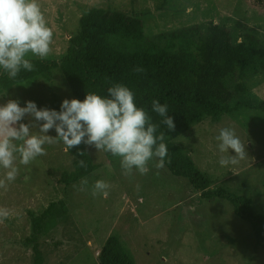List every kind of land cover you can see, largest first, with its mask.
Returning a JSON list of instances; mask_svg holds the SVG:
<instances>
[{
  "label": "rangeland",
  "instance_id": "1",
  "mask_svg": "<svg viewBox=\"0 0 264 264\" xmlns=\"http://www.w3.org/2000/svg\"><path fill=\"white\" fill-rule=\"evenodd\" d=\"M53 31L52 51L45 60H59L77 33L80 17L92 7L120 11L142 21L145 39L159 33L207 24L226 29L233 43L254 35L264 50V0H39ZM38 59L35 57H29ZM246 87L236 102L264 101V70L230 81ZM27 101L54 109L74 99L59 70L49 80L18 85L0 94V104ZM24 123H28L25 118ZM229 127L245 144L247 156L238 165L221 167L216 136ZM48 135L55 136V130ZM182 143L199 170L209 175L211 189L224 188L248 199L255 214L264 211V111L243 108L218 122L206 119L183 130ZM95 171L65 184L62 175L74 171V157L61 144L45 145L46 154L20 166L16 180L0 189V207L11 210L0 223V264H99L109 237H116L133 264H264V249L256 248L248 222L234 213L226 199H204L186 179L156 169L150 162L144 175L125 176L118 157L85 145ZM4 170L0 169V176ZM235 173V174H234ZM82 179L88 191H78ZM97 180L110 185L107 197L91 195ZM53 203L52 214L37 231L32 219Z\"/></svg>",
  "mask_w": 264,
  "mask_h": 264
},
{
  "label": "trees",
  "instance_id": "2",
  "mask_svg": "<svg viewBox=\"0 0 264 264\" xmlns=\"http://www.w3.org/2000/svg\"><path fill=\"white\" fill-rule=\"evenodd\" d=\"M65 54L59 60L32 59L34 70H21L10 80L0 69V94L18 85L49 80L59 70L74 99L83 101L87 92L101 96L114 83L126 85L135 96L138 107L144 108L165 133L168 158L165 168L175 177L186 179L190 187L204 199H226L240 219L249 223L256 248L264 249V211L255 214L247 198L224 188L211 189V179L193 162L182 143H173L183 130L206 119L218 122L223 116L243 108L264 111L259 103L236 102L235 95L244 94L246 87L237 82L231 90L229 82L250 77L264 70V50L254 35L233 43L226 29L216 22L207 24L204 35L197 26L159 33L154 40L145 39L142 21L123 12L89 8L79 19L78 31L69 40ZM145 69L143 73L133 71ZM153 100L168 106L174 131H167L160 117L151 111ZM54 110L59 111V107ZM83 151L84 156L78 153ZM74 157V171L65 172V184L76 182L96 169L83 143L67 151ZM84 160L86 167L78 165ZM170 159V162H168ZM51 203L39 217L32 219L38 231L40 223L54 208ZM99 264H133L118 239L109 237L98 255Z\"/></svg>",
  "mask_w": 264,
  "mask_h": 264
},
{
  "label": "clouds",
  "instance_id": "3",
  "mask_svg": "<svg viewBox=\"0 0 264 264\" xmlns=\"http://www.w3.org/2000/svg\"><path fill=\"white\" fill-rule=\"evenodd\" d=\"M52 42L53 31L39 0H0V69L10 80H15L21 70H34L29 57L47 59ZM133 71L143 73L145 69L135 67ZM151 111L160 117L167 131L175 130L166 104L153 100ZM25 118L28 123L23 122ZM158 128L148 112L136 105L134 93L122 83L109 87L106 96L87 92L83 101L64 99L59 111L38 109L33 101L21 107L19 101L10 99L0 104V169L4 170L0 189L6 190L16 180L20 166L45 155V145L61 143L65 151L83 143L97 152L118 157L125 176L146 174L153 161L156 169H163L168 147L165 133L157 134ZM53 129L56 135H48ZM216 140L220 153H235L222 155L218 161L221 167L238 165L248 155L245 144L232 128H221ZM78 155L85 153L81 151ZM77 163L86 167L82 159ZM87 185V179H82L79 186L73 187L88 191ZM109 188L107 182L97 180L91 187V195L107 197ZM10 215L9 208L0 207V223Z\"/></svg>",
  "mask_w": 264,
  "mask_h": 264
}]
</instances>
